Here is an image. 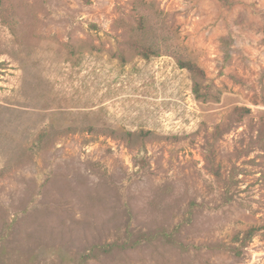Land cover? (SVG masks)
Masks as SVG:
<instances>
[{
	"label": "rangeland",
	"instance_id": "obj_1",
	"mask_svg": "<svg viewBox=\"0 0 264 264\" xmlns=\"http://www.w3.org/2000/svg\"><path fill=\"white\" fill-rule=\"evenodd\" d=\"M0 264H264V0H0Z\"/></svg>",
	"mask_w": 264,
	"mask_h": 264
},
{
	"label": "trees",
	"instance_id": "obj_2",
	"mask_svg": "<svg viewBox=\"0 0 264 264\" xmlns=\"http://www.w3.org/2000/svg\"><path fill=\"white\" fill-rule=\"evenodd\" d=\"M179 66L181 68H187L190 71V73L193 75V77H194L193 93L195 94L196 98L205 99L206 95L201 92L202 90H201V84H200V81L204 77V73L202 72V70L198 66H196L194 63H191V62L179 61ZM162 237H164L165 243H174V241L172 239H169L165 236V233H164V235H162ZM143 238H144V236H143ZM149 238L150 237H145V239H149ZM138 242L139 241H134L129 246H131V247L136 246L138 244ZM113 247H115L114 244L108 245V246H103V247H96V249H98L100 252L107 254V253H110L112 251ZM117 247H121V246H117ZM89 256H95V255L92 254V255L85 256L83 258V262L86 261Z\"/></svg>",
	"mask_w": 264,
	"mask_h": 264
}]
</instances>
